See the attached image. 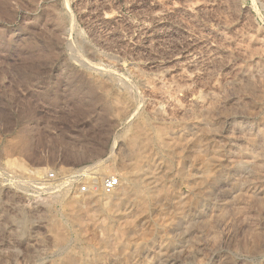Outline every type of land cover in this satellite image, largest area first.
<instances>
[{"label": "rangeland", "instance_id": "1", "mask_svg": "<svg viewBox=\"0 0 264 264\" xmlns=\"http://www.w3.org/2000/svg\"><path fill=\"white\" fill-rule=\"evenodd\" d=\"M190 218V264H264V0H0V264H155Z\"/></svg>", "mask_w": 264, "mask_h": 264}, {"label": "bare ground", "instance_id": "2", "mask_svg": "<svg viewBox=\"0 0 264 264\" xmlns=\"http://www.w3.org/2000/svg\"><path fill=\"white\" fill-rule=\"evenodd\" d=\"M188 1V0H187ZM159 2V1H158ZM184 2H186V1H184ZM161 4V3H160ZM179 5H180V3H179ZM191 5V4H190ZM186 7H187V5H186ZM190 7V6H189ZM158 8H160V7H158ZM189 9V8H188ZM156 10V9H155ZM190 10V9H189ZM154 12V11H153ZM157 13V12H156ZM159 13V12H158ZM151 14V13H150ZM156 15V14H155ZM153 16H154V14H153ZM104 17V16H103ZM104 19H106V16L104 17ZM160 19V18H159ZM144 30V29H143ZM190 56V55H189ZM179 59V58H178ZM173 64V63H172ZM190 67H191V65H188V62H182V61H176L173 65H171V66H169V67H166V71L165 72H163V73H165V75L167 74L168 76H170L171 77V79L173 78V77H175V79L176 78H178V80H183V81H189L188 79H189V76H190V74L189 75H187L186 74V72H188L187 70L188 69H190ZM195 67V66H194ZM165 70V69H164ZM164 70H162V71H164ZM190 71H193V69L192 70H190ZM189 71V72H190ZM166 75V76H167ZM193 75V74H192ZM174 79V80H175ZM173 80V79H172ZM173 80V81H174ZM176 81V80H175ZM182 81V82H183ZM186 81V82H187ZM181 82V81H180ZM163 83V82H162ZM162 83L160 84L161 86H163L162 85ZM165 83V82H164ZM175 83V82H174ZM178 83V82H177ZM185 83V82H184ZM190 83V82H189ZM180 84V83H179ZM179 84H176V85H178V87L177 88H181L180 86H181V84H180V86H179ZM186 84V83H185ZM184 84V85H185ZM150 85V84H149ZM184 85H182V90L184 89V88H186V87H184ZM189 84H187L186 86H188ZM144 86H146V85H144ZM151 86V85H150ZM149 86V87H150ZM160 86V87H161ZM164 86H165V84H164ZM143 87V86H142ZM148 87V86H147ZM154 87H155V84H154ZM159 87V88H160ZM184 87V88H183ZM157 88V87H156ZM156 88H154L155 90H156ZM163 88V87H162ZM165 88V87H164ZM163 88V89H164ZM166 88H167V90H168V92H169V90L170 89H168L169 87H167L166 86ZM188 88V87H187ZM144 89V88H143ZM150 89H151V87H150ZM153 88H152V90H154ZM161 89V88H160ZM160 89H157V91L156 92H158V91H160L161 92V90ZM162 89V91H163V93H162V95H164L165 94V90L166 89H164L163 90ZM180 89V90H181ZM190 88H188L187 89V91L189 90ZM148 90V89H147ZM172 90V89H171ZM177 89H175V91H173V93H172V91H171V94H173L174 96L176 95V93L174 94V92H177L176 91ZM186 90V89H185ZM193 90V89H192ZM179 91V90H178ZM151 91L149 90V93H150ZM155 92V93H156ZM167 92V91H166ZM167 92V93H168ZM152 93V92H151ZM166 93V94H167ZM170 93V92H169ZM189 93H191V92H189ZM159 94V93H158ZM192 94H194V93H192ZM211 94V93H210ZM213 94V93H212ZM152 95H154V94H152ZM161 95V94H160ZM160 95H159V98H160ZM167 95H169V94H167ZM156 96V95H155ZM158 96V95H157ZM156 96V97H157ZM172 96V95H171ZM170 96V97H171ZM206 96V95H205ZM152 97V96H151ZM176 97V96H175ZM213 97V96H212ZM158 98V97H157ZM172 98V97H171ZM174 98V97H173ZM172 98V99H173ZM215 98V97H214ZM161 99V98H160ZM163 99V98H162ZM193 100V99H192ZM210 100H211V96H206V98L204 99V101H203V99L201 100V101H203V102H196V100H195V102L196 103H194V108H195V111L197 110L198 112H200V111H205L207 108H209L208 106H210ZM177 101V100H176ZM179 101V100H178ZM190 102V101H189ZM174 104V103H173ZM172 104V105H173ZM216 104V103H215ZM221 105V104H220ZM175 106V105H174ZM186 106V105H185ZM213 106V105H212ZM191 107V106H190ZM193 107V106H192ZM171 109V108H170ZM175 110H177V109H175ZM182 110V109H181ZM198 112H196V113H198ZM163 113V112H162ZM201 113H203V112H201ZM203 114H205V113H203ZM164 115V114H163ZM198 115H200V114H198ZM202 115V114H201ZM207 115V114H206ZM161 119V121L162 122H165V123H167V120L168 119H166V117H163V118H160ZM170 120H172L171 118H170ZM169 120V121H170ZM164 135V134H163ZM139 142H138V139H137V137H135V135H133V137L131 138V140H130V143H129V147H128V149H129V152H130V154H131V156L134 158V157H136V154L138 153L137 152V150H138V148L140 147L139 146V144H138ZM162 143V142H161ZM164 143H165V141H164ZM176 144V143H175ZM139 146V147H138ZM166 146V145H165ZM170 148V147H169ZM171 148H172V146H171ZM19 150H20V152H22V153H26V152H28L29 151V144H28V142H27V140L25 139V138H22V139H20V142H19ZM140 150H142V149H140ZM140 152V151H139ZM143 152V151H142ZM139 154V153H138ZM137 154V156H139L140 157V155H142V154H139L138 155ZM131 156H130V158H128V159H131ZM146 157V156H145ZM136 160V159H135ZM140 160L141 159H138L137 161V163H139L140 164ZM148 160V159H147ZM142 161V160H141ZM145 161V160H144ZM150 161V160H149ZM130 162H132V161H130ZM134 162H136V161H134ZM258 162V161H257ZM133 163V162H132ZM132 163H130V164H132ZM146 163V162H145ZM142 164V163H141ZM255 164H256V162H255ZM126 165V164H125ZM143 165V164H142ZM170 165V164H169ZM117 166H121L122 167V162L121 163H119ZM124 166V165H123ZM139 167V166H141V165H135V168L136 167ZM168 166V165H167ZM125 167V166H124ZM132 167H134L133 165H132ZM137 167V168H138ZM155 167V166H154ZM260 167V166H259ZM121 169H123V168H121ZM147 170V169H146ZM149 170V169H148ZM157 170V169H156ZM150 172V171H149ZM152 173V172H151ZM150 174V173H149ZM145 176H146V174H145ZM144 176V177H145ZM149 178H150V176L149 175H147ZM147 177V178H148ZM133 178V180L132 181H130L131 182V184H132V186L130 187V188H132V189H134L135 188V185H136V182H137V178H136V180L134 179V177H132ZM153 178H154V176H153ZM131 179V178H130ZM153 180V179H152ZM150 182V181H149ZM119 186V185H118ZM130 186V185H129ZM129 188V187H128ZM116 189H118V188H116ZM131 190V189H130ZM129 190V191H130ZM115 191V190H114ZM113 191V192H114ZM121 191V190H120ZM129 191H127V194H131L132 192H129ZM122 192V194H123V191H121ZM126 192V190L124 191V193ZM129 192V193H128ZM154 192V191H153ZM104 193V192H103ZM152 193V192H151ZM95 194V193H94ZM96 194H97V192H96ZM111 194V193H110ZM80 195V194H79ZM81 195H84V194H81ZM104 195V194H103ZM106 195V194H105ZM109 195V194H108ZM133 195V194H132ZM122 196V195H121ZM85 197V196H84ZM120 197V196H119ZM116 198V197H115ZM115 198H113L112 200H114ZM119 200V199H118ZM117 199L116 200H114V203H115V201H118ZM121 200V199H120ZM124 200V199H123ZM138 201H137V203L141 206V207H143V208H141V209H139L138 207V210L141 212V213H143L144 211H146L147 209H148V206L150 205V204H152V203H154V201H153V198H151V196L148 194V197H147V200L145 199V197L144 198H140L139 196H138V199H137ZM158 200V199H157ZM80 201V200H79ZM78 203V202H77ZM116 203H118V202H116ZM115 203V204H116ZM127 203V202H126ZM136 203V204H137ZM148 203V204H147ZM158 203V202H157ZM72 205V204H71ZM153 205V204H152ZM74 206V205H73ZM72 206V207H73ZM113 206V205H112ZM119 206V205H118ZM136 208V209H137ZM86 210V209H85ZM74 211V210H73ZM100 211V213H97V214H99L100 215V217H102L101 216V214L103 215V214H105L106 216L107 215H109V217L111 216L112 217V214L110 215V212L109 213H107V211H109V210H98V212ZM138 211V212H139ZM70 212H72V211H70ZM70 212H69V214H70ZM86 212V211H85ZM88 212V211H87ZM73 213V212H72ZM145 213V212H144ZM68 214V220H69V222H71L72 224H74V223H77L78 224V226H79V228H81V230H79V232H78V235L80 236V238H82L83 239V237H84V234L85 233H83V231H82V228L84 227L85 228V226H84V224H85V222H87L88 221V216H86L84 213L82 214V215H80L79 214V217L77 218L76 216H75V214H76V212H75V214H71V215H69ZM132 213L130 212L129 214H127V215H129V217H134V216H136V215H134V214H132ZM137 214V213H136ZM131 215V216H130ZM134 215V216H133ZM137 215H139V214H137ZM189 215V214H188ZM114 216V215H113ZM94 217V216H93ZM126 217H128V216H126ZM138 217V216H137ZM114 218V220H115V222H116V225H118L119 227H122V225H127V223L128 222H125V221H127V220H129L130 218H124V217H122V216H116V217H112V219ZM127 219V220H126ZM134 219V218H133ZM104 220V219H103ZM131 220V219H130ZM191 220V218L188 220L187 219V221L185 222V225L187 226V227H185L183 224H181L180 225V227H179V225H178V230H182L178 235H179V237L178 238H180V236H181V241L180 242H178L176 245H168V246H166L165 247V250H166V254L164 255V257L163 258H161L160 260L158 259V261H156V263L155 264H190V251H189V249L184 245L186 242H188V241H190V238H191V234H193V232H194V230H193V227H194V222L192 221H190ZM132 221V220H131ZM125 222V224H122V223H124ZM130 224V223H129ZM196 225V224H195ZM182 226H184V227H182ZM124 227V226H123ZM83 228V229H84ZM125 228H126V226H125ZM181 228H184V229H181ZM110 229V228H109ZM119 229V228H118ZM121 229V228H120ZM122 229H124V228H122ZM176 229V228H175ZM184 230V231H183ZM123 231V230H122ZM121 231V232H122ZM84 232H85V230H84ZM110 232V231H109ZM116 232V231H115ZM127 232V231H126ZM119 233V232H118ZM118 233L116 232L115 234H117V235H115L116 237H115V240H116V242H118L119 240V235H118ZM124 234H125V232H124ZM123 234V235H124ZM122 236V235H121ZM125 236V235H124ZM124 236H123V238H124ZM176 236H177V234H176ZM109 237V236H108ZM113 237V236H112ZM111 237V238H112ZM174 237V236H173ZM260 237H262L261 236V234H260V232H255V235H254V241L255 242H258L259 241V239H260ZM175 238V237H174ZM109 239V238H108ZM107 239V240H108ZM113 239V238H112ZM111 239V240H112ZM106 240V239H105ZM122 240V239H121ZM109 242V241H108ZM185 242V243H184ZM102 243V242H101ZM112 243V242H111ZM121 243V242H120ZM106 245V244H105ZM108 246H109V243H108ZM105 247V246H104ZM110 247V246H109ZM85 250V252H83V253H86V248H84ZM115 249V248H114ZM246 249V246H244V245H240L239 247H238V250H245ZM82 251V250H81ZM81 251H80V253H81ZM138 251H140V250H138ZM115 252V251H114ZM120 251L118 250V253H119ZM96 253V252H95ZM99 254H101V253H99ZM98 254V255H99ZM135 254V257H138V256H140V254L139 253H137L136 254V252L134 253ZM112 255V254H111ZM118 255V254H117ZM98 257V256H97ZM129 257V256H128ZM79 258H81V257H79ZM86 257L84 256V259H85ZM95 258H96V256H95ZM77 259V258H76ZM129 259V258H128ZM127 259V260H128ZM79 260V261H78ZM78 260H75V261H73L74 263L73 264H99L100 263V260H102V259H100V256H99V258L98 259H96V260H94L93 262H91V261H87V260H85V261H82V262H80L81 260L80 259H78ZM90 260V259H89ZM120 263V262H119Z\"/></svg>", "mask_w": 264, "mask_h": 264}, {"label": "built area", "instance_id": "3", "mask_svg": "<svg viewBox=\"0 0 264 264\" xmlns=\"http://www.w3.org/2000/svg\"><path fill=\"white\" fill-rule=\"evenodd\" d=\"M57 176L56 174H49L46 178V182L49 183V186L58 185L57 182L60 184H67L71 186L73 191L77 192L78 194H86L89 193L90 190L96 191V187L94 185H89L86 181L90 178H87L86 170L79 169L70 172L68 175H62L61 177ZM83 180V181H82ZM82 181V182H79ZM117 176H109L105 177L102 182L100 189L105 194L112 193L119 185ZM75 187L73 188V186ZM75 189V190H74Z\"/></svg>", "mask_w": 264, "mask_h": 264}]
</instances>
